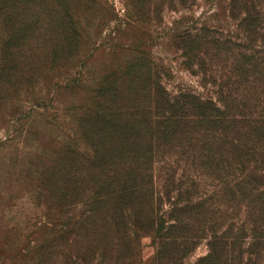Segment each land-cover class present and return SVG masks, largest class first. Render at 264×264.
Masks as SVG:
<instances>
[{"label":"trees","instance_id":"obj_1","mask_svg":"<svg viewBox=\"0 0 264 264\" xmlns=\"http://www.w3.org/2000/svg\"><path fill=\"white\" fill-rule=\"evenodd\" d=\"M70 7L0 0V79L34 69L37 52L69 50L79 34ZM223 12L240 42L185 37L203 67L224 62L204 72L214 91L169 92L150 60L95 82L46 160L57 219L41 225V261L138 264L150 237L154 264H264V0H228Z\"/></svg>","mask_w":264,"mask_h":264},{"label":"rangeland","instance_id":"obj_2","mask_svg":"<svg viewBox=\"0 0 264 264\" xmlns=\"http://www.w3.org/2000/svg\"><path fill=\"white\" fill-rule=\"evenodd\" d=\"M227 5L228 0H70L79 34L69 50L60 56L37 52L34 69L11 82L0 79L7 82L0 91V264H58L41 261L37 246L45 232L41 225L57 219L55 201L43 192L46 160L71 137L76 112L91 103L95 82L150 60L169 92L214 91L212 84L204 87V72L215 75L224 62L207 60L203 67V54L189 50L185 37L240 42L238 22L223 12ZM205 253L202 246L195 257ZM154 256L151 238H141L138 264H154Z\"/></svg>","mask_w":264,"mask_h":264}]
</instances>
